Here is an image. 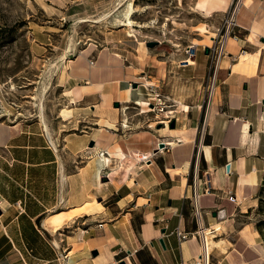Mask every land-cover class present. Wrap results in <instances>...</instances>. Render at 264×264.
I'll return each instance as SVG.
<instances>
[{"label": "crops", "instance_id": "1", "mask_svg": "<svg viewBox=\"0 0 264 264\" xmlns=\"http://www.w3.org/2000/svg\"><path fill=\"white\" fill-rule=\"evenodd\" d=\"M232 1L207 0L201 13L221 17ZM241 1L203 134L122 126L121 112L139 107L148 87L138 81L153 54L144 43L128 55L87 44L65 59L59 86L74 128L53 137L45 119L40 131L0 121V264H119L126 255L131 264H195L207 234L210 264H264V241L244 218L264 180V0ZM203 55L187 70L202 84ZM109 151L125 158L105 161ZM57 212L72 215L51 232L44 221ZM176 230L193 236L179 241Z\"/></svg>", "mask_w": 264, "mask_h": 264}, {"label": "rangeland", "instance_id": "2", "mask_svg": "<svg viewBox=\"0 0 264 264\" xmlns=\"http://www.w3.org/2000/svg\"><path fill=\"white\" fill-rule=\"evenodd\" d=\"M130 1L134 7L132 31L120 23ZM194 2L0 0V121L22 120L40 131L41 101L43 117L53 137L60 130L74 128L66 120L71 97L66 87L59 86V71L65 59L92 43L128 55L137 43L157 42L151 48L148 68L138 80L148 86L140 88L144 102L139 107L128 105L121 112L126 121L123 124L135 129L155 122L151 130L165 128L166 133L196 127L201 134L205 107L198 106L204 82L198 73L187 70L197 63L201 66L204 55L198 47L194 65L182 67L181 61L186 58L183 53L186 45H210L208 37L220 17L194 12ZM69 40L72 46L67 49ZM171 121L174 128L169 127ZM260 138L264 145V131L260 132ZM244 218L264 241V180L256 206Z\"/></svg>", "mask_w": 264, "mask_h": 264}, {"label": "built area", "instance_id": "3", "mask_svg": "<svg viewBox=\"0 0 264 264\" xmlns=\"http://www.w3.org/2000/svg\"><path fill=\"white\" fill-rule=\"evenodd\" d=\"M245 4V1L241 0H233L224 13L223 16L220 17V20L218 24L214 27V31L212 36H210V45H200V44H194L190 43L185 46L184 48V55L186 58L181 61L182 67H188L191 65H194V59L196 58L198 47H200V50L204 53V48H208V53L205 54L206 57V76L204 80L203 90H202V97H201V105L198 106V108L205 107V115L207 114L208 108L211 105L212 99L214 97V92L216 88L215 83V74L219 67L221 58L225 55V41L227 38L237 39V33L235 31V28L237 25L234 21V15L236 10L241 6ZM188 60L193 61V64H188ZM205 123L202 125V131L201 134L204 133ZM147 160V159H146ZM197 159H195L194 163V171L197 169ZM106 174H103L102 176L104 178ZM191 188H192V210L193 215L195 219L199 220L201 213L199 211V208L197 206V192H196V176L195 173H193L192 179H191ZM205 191H208V189H205ZM230 200H233V197H229ZM220 212H217V215L220 217H223V214H219ZM176 235L178 237L179 241H183L187 239L188 237H192L193 234L190 233H184L180 230H176ZM199 236V239L201 241L202 250L200 255L195 259V264H210V252H208L207 247V241L204 236ZM66 256H64L65 258ZM125 262L127 264H131L129 260V256L126 255L124 257ZM64 264H67L64 262Z\"/></svg>", "mask_w": 264, "mask_h": 264}, {"label": "bare ground", "instance_id": "4", "mask_svg": "<svg viewBox=\"0 0 264 264\" xmlns=\"http://www.w3.org/2000/svg\"><path fill=\"white\" fill-rule=\"evenodd\" d=\"M207 0H195L194 5L192 7V9L194 10V12H202L205 3ZM134 10V7L130 2L127 3V8L126 11L124 13V19L120 22L121 25H124L125 27H127L128 30L132 31V27H133V21L131 20V14ZM203 33H206V29L202 31ZM211 37H208V42H210ZM208 45V44H206ZM72 46V42L69 40L68 41V45H67V49L71 48ZM66 50V49H65ZM64 50V51H65ZM62 57V56H61ZM193 61L188 60V64H192ZM137 104H141V102H138ZM149 104V103H148ZM147 105V104H146ZM42 102L40 101L39 103V114H38V118L40 120V122L43 124V127L45 130H47V126L44 122V117H43V112H42ZM185 111L188 112V107L185 106ZM151 111H153L154 109H150ZM65 116V115H64ZM125 122V121H124ZM160 122H164L163 120ZM167 121H165L166 124ZM150 126H154V123L152 122L151 124H149ZM122 126H126V124H122ZM117 149V148H116ZM108 157L109 158H116V159H124L125 156L123 155V153L119 152H115V151H109V155H105V161H108ZM79 208V207H78ZM84 209V208H83ZM81 211V209H80ZM77 212V210H75L72 213ZM72 213L69 214H65L63 212H57V213H53L51 214V216H48V218H46V220L44 221V224L51 230V232H56V230L58 228H60V226H62V224H64L72 215ZM206 235V234H205ZM208 234L206 235V241H207V247H208V252L210 250V244H209V238H208ZM209 244V245H208Z\"/></svg>", "mask_w": 264, "mask_h": 264}, {"label": "water", "instance_id": "5", "mask_svg": "<svg viewBox=\"0 0 264 264\" xmlns=\"http://www.w3.org/2000/svg\"><path fill=\"white\" fill-rule=\"evenodd\" d=\"M156 44H157V42H147V43H146V46H147L148 48H152V47L155 46ZM207 53H208V48L206 47V48H204V54H207ZM115 106H118V104H115ZM169 127H170V128H174V121H171V122H170ZM90 146H92V143H90ZM163 146H164V144L161 142V143L159 144V148H162ZM119 264H125V262H124V261H120Z\"/></svg>", "mask_w": 264, "mask_h": 264}, {"label": "trees", "instance_id": "6", "mask_svg": "<svg viewBox=\"0 0 264 264\" xmlns=\"http://www.w3.org/2000/svg\"><path fill=\"white\" fill-rule=\"evenodd\" d=\"M262 188H263V185H262ZM262 188H261V191H262ZM261 193V192H260ZM260 195V194H259Z\"/></svg>", "mask_w": 264, "mask_h": 264}]
</instances>
